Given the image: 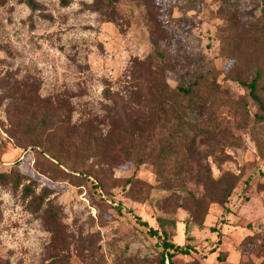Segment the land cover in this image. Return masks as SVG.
Returning a JSON list of instances; mask_svg holds the SVG:
<instances>
[{
  "label": "rangeland",
  "instance_id": "374dc122",
  "mask_svg": "<svg viewBox=\"0 0 264 264\" xmlns=\"http://www.w3.org/2000/svg\"><path fill=\"white\" fill-rule=\"evenodd\" d=\"M37 1L42 10L33 12L19 0L0 5V94L9 86L29 91L68 115L69 128L42 148L31 146L34 133L21 127L18 136L10 134L12 99L0 102V172L18 170L36 183L35 195L51 193V204L34 213L22 187L0 185L3 260L51 264L58 255V264H264V121L255 120L260 111L241 84L262 70L257 92L264 99L263 1L231 0L236 10L230 16L221 0H122L114 4L116 22L89 10L94 0ZM154 20L169 36L158 45L172 58L165 72L171 89L214 70L213 93L204 104L194 100L185 119L193 128L212 120L221 132L204 138L175 178L159 177L153 157L141 164L126 160L117 151L120 137L109 141L106 157L96 156L102 151L97 139L110 131L103 90L135 106L128 93L132 67L154 48ZM43 113L16 117L33 124ZM165 135L156 132L145 151H157ZM43 150L58 158L61 171L48 165ZM227 173L236 176V186L225 204L215 203L205 196L204 176L217 180ZM49 206L66 234L60 249L51 247L41 220ZM163 239L188 252L163 263Z\"/></svg>",
  "mask_w": 264,
  "mask_h": 264
},
{
  "label": "trees",
  "instance_id": "16d2710c",
  "mask_svg": "<svg viewBox=\"0 0 264 264\" xmlns=\"http://www.w3.org/2000/svg\"><path fill=\"white\" fill-rule=\"evenodd\" d=\"M7 1L9 0H0V5ZM120 1L122 0H94L87 8L97 13L103 21L116 22L119 19V14L114 4ZM136 1H142L148 5L153 0ZM262 1L264 3V0ZM19 2L24 3L32 12L42 10V6L37 0H19ZM68 3V0H60L62 6H67ZM221 4L223 10L232 16L236 7L232 6L231 0H221ZM150 27L154 48L142 62L135 63L132 67L134 78L128 93L135 106L127 103L120 95L113 94L110 88L106 87L103 90V98L107 101L104 109L110 119V131L103 139H97V142L102 144V151H96V156L106 157L109 141L120 137L123 143H119L117 151L126 160L141 164L153 157L159 177L169 173L175 178L185 168H189L187 157L192 154L195 147L206 144L204 138L215 137L221 132L212 120H203L197 123L196 128H193L185 119L186 108L192 107L194 100L204 99L202 101L204 104L213 93L214 70L207 68L206 72L198 73L186 86L177 85L171 89L167 84L165 72L171 66L172 58L165 48L158 45L160 41L168 43L169 36L162 22L154 20ZM261 73L262 70H257L250 81L241 82L260 111V114L254 115L257 121H264V99L257 92L261 83ZM201 88L202 90H200ZM3 99H12L9 104V121L14 125V129L10 134L13 137L18 136L21 127L25 134L34 133L36 140L31 143V146L42 148L46 139L55 138L66 128H69L68 115L56 111L52 105L49 106L45 99L29 93V91L17 93V87L9 86L3 95L0 94V102ZM41 110L44 113L33 124L24 123L22 117H16ZM48 127L52 128L46 132ZM159 131L166 132V135L158 143L157 151L146 152L145 149L149 147L150 141L154 140L155 133ZM198 137L201 138L199 143H197ZM57 151L60 152V150ZM40 154L48 157L46 162L50 167L60 170V161L57 157L48 155L44 150ZM204 179L208 185L205 196L218 204H225L228 201L237 183L236 176L231 173L223 174L217 180L207 176H204ZM27 180L29 182H25ZM127 181L131 183V180ZM0 185L12 187L15 191L22 187L21 195L24 199L29 198L27 208L34 213L40 212L45 203L51 204L46 202L51 194L50 189H43L40 195H35L36 183L18 170L0 172ZM33 195L34 197H32ZM41 220L44 227L51 232V247L55 249L65 247L66 234L57 211L49 206L43 210ZM140 223L148 227L145 222ZM149 233L152 236L156 235V231L150 228ZM162 233L166 235L164 230ZM161 246L163 263L165 260L172 263L174 256L188 252L187 248L167 242L165 239L162 240ZM54 259L57 262L51 264L62 262L58 255H55ZM0 263L9 264L1 256Z\"/></svg>",
  "mask_w": 264,
  "mask_h": 264
}]
</instances>
